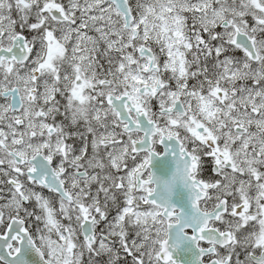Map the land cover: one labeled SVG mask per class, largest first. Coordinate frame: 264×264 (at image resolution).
<instances>
[{"label": "snow or ice", "instance_id": "obj_1", "mask_svg": "<svg viewBox=\"0 0 264 264\" xmlns=\"http://www.w3.org/2000/svg\"><path fill=\"white\" fill-rule=\"evenodd\" d=\"M0 264H264V0H0Z\"/></svg>", "mask_w": 264, "mask_h": 264}]
</instances>
